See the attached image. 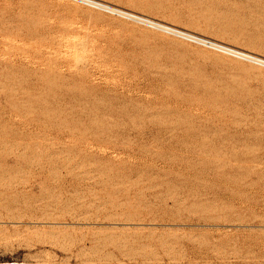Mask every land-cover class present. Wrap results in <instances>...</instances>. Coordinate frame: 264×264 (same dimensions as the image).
I'll return each mask as SVG.
<instances>
[{"label": "rangeland", "instance_id": "374dc122", "mask_svg": "<svg viewBox=\"0 0 264 264\" xmlns=\"http://www.w3.org/2000/svg\"><path fill=\"white\" fill-rule=\"evenodd\" d=\"M98 1L264 57V0ZM0 264H264V68L0 0Z\"/></svg>", "mask_w": 264, "mask_h": 264}, {"label": "bare ground", "instance_id": "6f19581e", "mask_svg": "<svg viewBox=\"0 0 264 264\" xmlns=\"http://www.w3.org/2000/svg\"><path fill=\"white\" fill-rule=\"evenodd\" d=\"M94 3H97V4H100V5H104L105 6V4H103L102 2H100V1H98V0H92V2H91V4H93L94 6H96L98 9H102V10H106V11H108L109 13L111 12V13H118V14H122V15H125V16H127V17H129L130 19H132L133 21H136V23H140V24H144V25H147V26H152V27H154V28H157V29H159V30H161V31H163V32H166V33H170V34H178V33H175V32H171V31H167V30H164L163 28H159V27H157V26H155L154 24H152V23H148V22H143V21H139V20H136V19H134V18H132V17H136V16H139V17H141V15H138V14H136V13H133V12H130V11H126V10H123V9H121V8H118V7H112V9H109V8H105V7H102V6H99V5H96V4H94ZM107 6V5H106ZM141 18H144V17H141ZM144 19H147V18H144ZM148 20H150V19H148ZM155 23H157V22H155ZM161 24H163V23H161ZM164 25V24H163ZM165 26V25H164ZM166 26H168V25H166ZM168 27H171V26H168ZM171 28H174V27H171ZM211 28V27H210ZM174 29H177V30H179V31H182V32H186V31H183V30H181V29H178V28H174ZM192 34V33H191ZM178 35H180V34H178ZM181 36H183V35H181ZM183 37H185V36H183ZM201 37V36H200ZM185 38H188V37H185ZM201 38H203V40H206V41H202L203 43H205V42H207V41H211V42H214V43H217L218 45H219V47H220V49L221 50H223L224 52H226V54H227V56H231L232 58H236V59H241V60H248L249 62H252V63H254V64H256V65H259V66H262V65H264V57H260V56H257V55H254V54H252V53H250V52H247V51H244V50H242V51H240V50H238L237 48H234V47H232V46H230V45H227V44H223V43H221V42H216V41H213L212 39L210 40V39H207V38H204V37H201ZM252 46V45H251ZM221 47H224V48H226V49H223V48H221ZM230 50V51H229ZM233 51H235V52H242V53H244V55L245 56H242V55H240V54H237V53H235V52H233ZM238 110V109H237ZM240 112V111H239ZM238 113H237V111H236V113H235V115L236 116H238L237 115ZM234 115V116H235ZM243 115H244V113H243ZM242 115V117L240 116V113H239V116H238V119H240L241 118V120H242V118L245 116H243ZM235 116V117H236ZM246 117V116H245ZM237 118V117H236ZM245 119H247V118H245ZM235 120H237V119H235ZM217 218V217H216ZM10 221V220H9ZM53 221V220H52ZM87 221V220H86ZM109 221V220H108ZM220 221V220H219ZM13 222H15V221H13ZM44 222H45V220H44ZM46 222H47V220H46ZM49 222H51V221H49ZM89 222V221H88ZM103 222V221H102ZM110 222V221H109ZM117 222H119V221H117ZM129 222V221H128ZM233 222V221H232ZM19 223V222H18ZM58 223V222H57ZM56 223V224H57ZM6 224V223H5ZM24 224V223H23ZM31 224V223H30ZM45 224V223H44ZM47 224V223H46ZM53 224V223H52ZM58 224H60V223H58ZM57 224V227H59V225ZM83 224V223H82ZM91 224V223H90ZM122 224V223H121ZM128 224V223H127ZM49 225H51V223H49ZM55 225V224H54ZM68 225V224H67ZM99 225H101V224H99ZM118 225V224H117ZM138 225V224H137ZM64 226L65 225H63V228H64ZM147 226V225H146ZM120 227V226H119ZM27 228V227H26ZM55 228V227H54ZM60 228V227H59ZM61 228H62V226H61Z\"/></svg>", "mask_w": 264, "mask_h": 264}, {"label": "built area", "instance_id": "2783aa9c", "mask_svg": "<svg viewBox=\"0 0 264 264\" xmlns=\"http://www.w3.org/2000/svg\"><path fill=\"white\" fill-rule=\"evenodd\" d=\"M67 1H70V2H73V3H76V4H79V5H82V6H85V7H88V8H91V9H96V10H100V11H103V12H106L108 14H111L113 16H116V17H119V18H123L125 20H129V21H133L132 19H130L129 17L125 16V15H122V14H118V13H109L108 11L106 10H102V9H98L96 6H94L93 4H91L92 0H67ZM133 22H136V21H133ZM140 24V23H138ZM141 25H144V24H141ZM146 27H150V28H153V29H156V30H159L157 28H154L152 26H147V25H144ZM161 31V30H159ZM163 32V31H161ZM163 33H166V32H163ZM166 34H169V35H172V36H175L177 38H180L184 41H187V42H190L192 44H195V45H198V46H201L205 49H208V50H211V51H215V52H218V53H221V54H224L227 56L226 52H224L223 50L220 49L219 45L217 43H214V42H211V41H207L205 43H203L201 40H195V39H191V38H185L181 35H178V34H170V33H166ZM229 57H231L229 55ZM247 62H249L248 60H245ZM252 63V62H250ZM254 64V63H252ZM256 65V64H255ZM259 66V65H257ZM260 67H263L264 68V65L260 66Z\"/></svg>", "mask_w": 264, "mask_h": 264}]
</instances>
